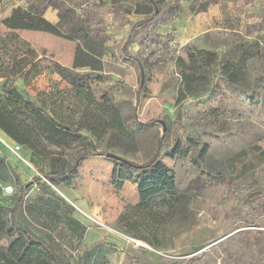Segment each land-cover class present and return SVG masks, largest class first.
<instances>
[{"label":"rangeland","instance_id":"374dc122","mask_svg":"<svg viewBox=\"0 0 264 264\" xmlns=\"http://www.w3.org/2000/svg\"><path fill=\"white\" fill-rule=\"evenodd\" d=\"M63 1L105 26L110 40L96 72L109 80H89L87 90L61 81L47 61L72 69L78 41L6 29L4 17L27 5L0 0V40L7 41L0 55L18 58L28 43L44 57L39 75L21 88L36 106L45 104L48 114L55 110L71 132L80 134L64 146L45 142L36 153L16 151L17 144L0 137L9 161L0 202L11 207L24 186L19 223L54 245L66 264H227L231 251L235 264H264V88L259 103L246 106L219 77L229 63L248 80L264 79V0H154L161 14L141 29L133 25L149 15L146 0ZM44 19L56 24L57 11L48 8ZM128 39L130 57L125 58L121 48ZM249 49L253 55L240 64V52ZM198 59L208 63L206 69L194 66ZM184 76L193 79L191 91ZM139 88L137 121L160 122L149 129L132 119ZM109 106L119 113L121 128ZM162 136L166 152L178 146L180 154L163 156L161 163L172 170L184 197L160 217L138 209L137 185L127 179L131 173L112 158L82 160L58 186L44 180L93 149L145 164ZM194 136L207 149L200 162L195 161L198 146L188 141ZM206 175L214 183L205 184ZM8 186L13 192L4 195Z\"/></svg>","mask_w":264,"mask_h":264},{"label":"trees","instance_id":"16d2710c","mask_svg":"<svg viewBox=\"0 0 264 264\" xmlns=\"http://www.w3.org/2000/svg\"><path fill=\"white\" fill-rule=\"evenodd\" d=\"M133 1V0H131ZM26 8L18 7L11 10V14L1 21V25L11 31H29L50 34L55 37H65L71 41H78L74 50L72 69L60 66L58 63L48 60L47 67L56 73L61 81L66 82L73 89L87 90L89 80L106 82L109 77L101 75L96 71L100 70V58L103 54V47L110 37L105 26H102L96 18L85 11H78L76 8L66 6L63 0H25ZM148 7L147 18L136 22L135 29L145 28L153 23L161 14L159 7L154 0H146ZM48 8L57 11L58 21L52 24L44 19V14ZM130 43L128 39L121 48L125 58H129L127 47ZM6 40H0V53L2 54ZM25 53L18 58L12 55L6 57L0 55V79L1 88L5 91L3 99H0V132L19 147H23L31 153L42 151L43 143L55 146H64L73 139H77L80 134L71 132L64 119L55 110L46 113L41 104L36 106L26 95L25 91L15 82L20 81L21 85H28L39 75V63L44 57L39 58L38 53L30 44L24 43ZM207 53V56H211ZM253 55L251 49L241 51L239 54L240 64ZM6 57V58H5ZM196 63V64H195ZM196 68H205L208 63L201 60L195 61ZM231 65L225 64L219 73L224 87L241 104L251 106L259 103L263 90L264 79L254 82L248 80L243 70L232 71ZM88 67L91 73L80 75L74 72L77 68ZM194 68V67H193ZM187 91H191L190 84L192 78L185 77ZM256 87V90L253 89ZM136 103L132 119H136L138 103L142 97V88L136 92ZM88 99L92 100L93 95L87 92ZM113 123L119 128V113L111 106L107 107ZM157 123V119H150L146 123H139L143 128H150ZM165 136L158 141L154 155L151 159L140 165H135L123 161L128 171L131 173L127 179L132 180L137 185L140 202L138 209L148 215L160 217L163 213L172 212L181 205L183 193H180L175 184L172 170L161 163V159L166 155H178V146L175 145L171 152L164 150ZM191 144L198 146L196 162H200L206 155L207 149L202 144L199 136L189 137ZM106 154L96 152L94 149L89 153L79 154L74 164L67 170H51L44 176V180L50 184L58 186L63 183L68 176H71L82 160L94 156H105ZM3 160L0 159V165ZM134 176V177H133ZM131 177H133L131 179ZM205 184L214 183L211 178L204 176ZM40 181L39 178L35 182ZM31 184H29V187ZM24 186L19 189L18 199L11 207H7L0 202V264H66L61 254L58 253L54 245L37 236L29 227L22 226L18 221L20 210L23 209ZM158 223V222H157ZM142 238V237H141ZM227 264H235L233 258L235 254L231 251Z\"/></svg>","mask_w":264,"mask_h":264},{"label":"crops","instance_id":"0c3cea01","mask_svg":"<svg viewBox=\"0 0 264 264\" xmlns=\"http://www.w3.org/2000/svg\"><path fill=\"white\" fill-rule=\"evenodd\" d=\"M11 12L8 15H6L4 18L8 17L11 14ZM19 83H20V81H19ZM19 86H22L21 83L19 84ZM2 95L3 94L0 93V99H3ZM0 137H2L3 139H6V140L8 139L1 132H0ZM0 159L3 160V164L0 165V182H4L7 179V176H6V170L7 169H5V168L7 166V163H9V161H8V159H6L5 155H3L2 147H0ZM0 186H1V184H0Z\"/></svg>","mask_w":264,"mask_h":264},{"label":"built area","instance_id":"2783aa9c","mask_svg":"<svg viewBox=\"0 0 264 264\" xmlns=\"http://www.w3.org/2000/svg\"><path fill=\"white\" fill-rule=\"evenodd\" d=\"M15 150L18 151L19 150V146H16ZM2 192H3L4 195H8V194L13 192V188L11 186L4 187V188H2Z\"/></svg>","mask_w":264,"mask_h":264},{"label":"water","instance_id":"95a60500","mask_svg":"<svg viewBox=\"0 0 264 264\" xmlns=\"http://www.w3.org/2000/svg\"><path fill=\"white\" fill-rule=\"evenodd\" d=\"M161 124H162L163 127H164V124H163L162 122H161ZM163 131H164V129H163ZM105 157H106V158H112V159H115V160H117V161H119V162H121V163H123V161H125L124 159L122 160V159H120L119 157H117V156H115V155H113V154H110V153L106 154Z\"/></svg>","mask_w":264,"mask_h":264}]
</instances>
